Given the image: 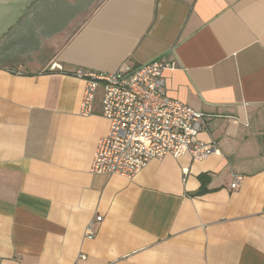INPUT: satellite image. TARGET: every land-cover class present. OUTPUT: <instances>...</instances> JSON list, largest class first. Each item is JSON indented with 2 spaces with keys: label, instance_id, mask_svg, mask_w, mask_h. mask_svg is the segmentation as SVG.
<instances>
[{
  "label": "crops",
  "instance_id": "1",
  "mask_svg": "<svg viewBox=\"0 0 264 264\" xmlns=\"http://www.w3.org/2000/svg\"><path fill=\"white\" fill-rule=\"evenodd\" d=\"M162 58L218 151L90 172L109 121L72 73ZM0 264H264V0H41L0 49Z\"/></svg>",
  "mask_w": 264,
  "mask_h": 264
},
{
  "label": "built area",
  "instance_id": "2",
  "mask_svg": "<svg viewBox=\"0 0 264 264\" xmlns=\"http://www.w3.org/2000/svg\"><path fill=\"white\" fill-rule=\"evenodd\" d=\"M174 68L162 58L114 73L97 74L82 68L72 73L84 80L79 114L92 113L100 87L102 115L109 121L107 133L97 142L90 172L130 179L152 159L188 153L193 161H200L218 151L214 143L196 137L202 113L166 94L163 73ZM241 180L242 175L234 173L230 188L237 189ZM85 234L92 237L91 222Z\"/></svg>",
  "mask_w": 264,
  "mask_h": 264
},
{
  "label": "water",
  "instance_id": "3",
  "mask_svg": "<svg viewBox=\"0 0 264 264\" xmlns=\"http://www.w3.org/2000/svg\"><path fill=\"white\" fill-rule=\"evenodd\" d=\"M40 2L41 0H0V49L17 44L27 24L28 15L37 12ZM27 5L29 6L25 9ZM18 16L19 20L12 24Z\"/></svg>",
  "mask_w": 264,
  "mask_h": 264
},
{
  "label": "flooded vegetation",
  "instance_id": "4",
  "mask_svg": "<svg viewBox=\"0 0 264 264\" xmlns=\"http://www.w3.org/2000/svg\"><path fill=\"white\" fill-rule=\"evenodd\" d=\"M32 3V2H31ZM30 5V4H29ZM29 5H27L26 7H25V9L29 6ZM24 9V10H25ZM24 10L22 11V13L19 15L20 17H22V15H23V13H24ZM19 16L17 17V19L12 23V24H14L15 22H17L18 20H19Z\"/></svg>",
  "mask_w": 264,
  "mask_h": 264
},
{
  "label": "trees",
  "instance_id": "5",
  "mask_svg": "<svg viewBox=\"0 0 264 264\" xmlns=\"http://www.w3.org/2000/svg\"><path fill=\"white\" fill-rule=\"evenodd\" d=\"M200 191H203V190H200Z\"/></svg>",
  "mask_w": 264,
  "mask_h": 264
}]
</instances>
